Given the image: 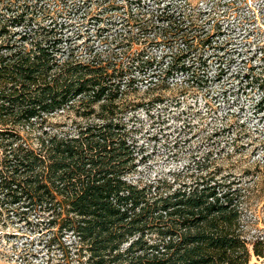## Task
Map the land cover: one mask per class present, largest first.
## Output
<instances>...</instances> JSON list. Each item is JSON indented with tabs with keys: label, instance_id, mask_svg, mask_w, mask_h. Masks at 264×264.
<instances>
[{
	"label": "trees",
	"instance_id": "obj_1",
	"mask_svg": "<svg viewBox=\"0 0 264 264\" xmlns=\"http://www.w3.org/2000/svg\"><path fill=\"white\" fill-rule=\"evenodd\" d=\"M51 1L55 6L62 0ZM82 2L78 9L89 3L121 8L113 0ZM56 9L45 0H0V219L45 230L46 246L55 243L61 253L56 264L264 259V229L247 239L242 219L247 190L235 181L203 173L197 163L199 171L187 181L128 179L138 164L137 115L142 110L153 117V107L163 100L152 95L134 103L130 97L141 86L145 93L160 84L169 90L178 74L188 76V83L195 78L191 67L201 63L197 45L202 49L211 41H197L193 21L167 5L171 13L146 22L119 15L121 22H133L142 40L127 30L112 40L114 52L90 47L82 52L79 31L76 38L67 35ZM114 14L99 13L98 19L107 16L109 22ZM152 40L167 48L159 61L133 51L137 42ZM56 114L73 119L53 123Z\"/></svg>",
	"mask_w": 264,
	"mask_h": 264
},
{
	"label": "rangeland",
	"instance_id": "obj_2",
	"mask_svg": "<svg viewBox=\"0 0 264 264\" xmlns=\"http://www.w3.org/2000/svg\"><path fill=\"white\" fill-rule=\"evenodd\" d=\"M113 1L119 10L94 3L78 9L84 6L82 0H62L53 13L67 35L76 38L74 32L79 31L76 43L82 52L85 47L114 52L117 44L112 40L127 30L142 40L133 24L135 16L145 22L155 20L156 14L171 13L165 10L167 5L174 13L188 15L195 24L197 41H211V46L205 42L202 49L197 45L201 63L191 67L195 78L188 83H184L188 76L178 74L169 90L160 84L145 93L146 87L141 86L130 97L134 103L160 95L163 100L153 107V117L142 110L137 115L138 164L128 179L139 184L171 183L178 176L179 182L187 181L191 173L199 171L197 163L203 173L214 172L218 178L235 181L247 190L242 219L247 239H251L264 229V0ZM45 2L55 7L51 0ZM82 13L90 16L80 18ZM99 13L115 14L108 22L107 16L98 19ZM123 13L134 14L133 22H121ZM152 41L137 42L133 51L144 50L159 61L167 48ZM71 119L56 114L51 121L69 124ZM43 233L12 217L0 219V264H56L60 250L55 243L48 248L49 236L45 230ZM250 264H264V259L252 257Z\"/></svg>",
	"mask_w": 264,
	"mask_h": 264
}]
</instances>
